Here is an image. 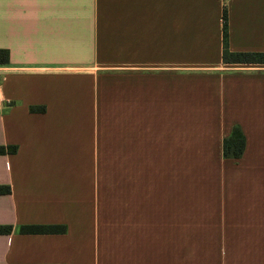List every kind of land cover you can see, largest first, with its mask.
<instances>
[{
	"label": "crops",
	"instance_id": "crops-1",
	"mask_svg": "<svg viewBox=\"0 0 264 264\" xmlns=\"http://www.w3.org/2000/svg\"><path fill=\"white\" fill-rule=\"evenodd\" d=\"M221 1L0 0V264H264V63ZM226 2L264 53V0Z\"/></svg>",
	"mask_w": 264,
	"mask_h": 264
},
{
	"label": "trees",
	"instance_id": "trees-1",
	"mask_svg": "<svg viewBox=\"0 0 264 264\" xmlns=\"http://www.w3.org/2000/svg\"><path fill=\"white\" fill-rule=\"evenodd\" d=\"M226 14H224V21H226ZM224 33V60L226 62L234 63H264V53H231L228 50L227 41V24L223 28ZM9 52L7 50L0 49V65H5L9 62ZM32 112H43L44 107H31ZM246 145V139L243 131L240 127L235 126L233 128L230 137L224 139L223 142V152L225 157L229 158H241ZM18 150L17 146H0V155L2 154H15ZM0 193H10L9 187L0 186ZM12 232L11 226H0V234H9ZM22 233H64L66 232V227L64 226H23L21 228Z\"/></svg>",
	"mask_w": 264,
	"mask_h": 264
},
{
	"label": "rangeland",
	"instance_id": "rangeland-1",
	"mask_svg": "<svg viewBox=\"0 0 264 264\" xmlns=\"http://www.w3.org/2000/svg\"><path fill=\"white\" fill-rule=\"evenodd\" d=\"M221 3L223 4V25L228 24V14H227V5H226V0H222ZM224 14H226V21H224ZM196 236L199 235L198 232H201V224H196ZM192 242V240H190ZM192 244V243H191ZM192 246V245H191ZM180 251H184L186 253H180L179 254V262H189L193 264H202L203 262V256H202V240L201 238H196L194 240V249L191 250V247H189V250L185 249H180Z\"/></svg>",
	"mask_w": 264,
	"mask_h": 264
}]
</instances>
